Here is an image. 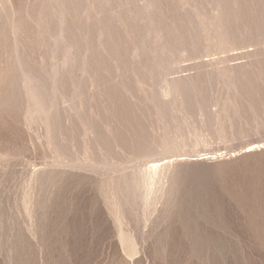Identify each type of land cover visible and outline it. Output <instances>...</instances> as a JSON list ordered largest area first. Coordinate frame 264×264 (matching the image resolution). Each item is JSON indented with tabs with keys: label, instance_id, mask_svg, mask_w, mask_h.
<instances>
[{
	"label": "rangeland",
	"instance_id": "374dc122",
	"mask_svg": "<svg viewBox=\"0 0 264 264\" xmlns=\"http://www.w3.org/2000/svg\"><path fill=\"white\" fill-rule=\"evenodd\" d=\"M0 264H264V0H0Z\"/></svg>",
	"mask_w": 264,
	"mask_h": 264
},
{
	"label": "bare ground",
	"instance_id": "6f19581e",
	"mask_svg": "<svg viewBox=\"0 0 264 264\" xmlns=\"http://www.w3.org/2000/svg\"><path fill=\"white\" fill-rule=\"evenodd\" d=\"M262 148H263V146H261V144H253V145H251V146H248V147L246 148L245 152H246V153L256 152V151H260ZM218 156H219V154H218ZM203 158H204V157H203ZM165 166H166V163H165V164H160V163H158V164H154V165L151 167L152 172H150V173L148 174L149 179H151L152 177L154 178V177H155V174H156L161 168H163V167H165ZM149 169H150V168H149ZM160 171H161V170H160ZM159 174H160V172H159ZM161 174H162V173H161ZM156 176H158V175L156 174ZM161 176H163V175H161ZM158 178H161V177L158 176ZM151 180H153V179H151ZM154 180H155V178H154Z\"/></svg>",
	"mask_w": 264,
	"mask_h": 264
}]
</instances>
